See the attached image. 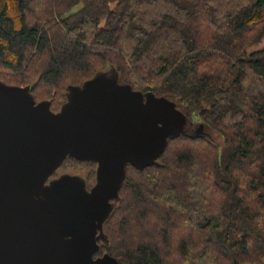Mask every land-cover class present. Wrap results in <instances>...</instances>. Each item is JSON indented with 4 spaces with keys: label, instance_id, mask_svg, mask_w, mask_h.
Here are the masks:
<instances>
[{
    "label": "trees",
    "instance_id": "obj_1",
    "mask_svg": "<svg viewBox=\"0 0 264 264\" xmlns=\"http://www.w3.org/2000/svg\"><path fill=\"white\" fill-rule=\"evenodd\" d=\"M263 40L264 0H0V79L58 110L69 84L115 69L222 136L180 134L157 163H129L95 255L264 264ZM80 164L89 185L95 161L61 166Z\"/></svg>",
    "mask_w": 264,
    "mask_h": 264
},
{
    "label": "water",
    "instance_id": "obj_2",
    "mask_svg": "<svg viewBox=\"0 0 264 264\" xmlns=\"http://www.w3.org/2000/svg\"><path fill=\"white\" fill-rule=\"evenodd\" d=\"M31 89L0 79V264H120L95 253L127 165L157 163L169 138L203 135L189 129L194 116L115 69L69 84L58 110ZM68 156L97 163L92 186L75 173L52 177Z\"/></svg>",
    "mask_w": 264,
    "mask_h": 264
},
{
    "label": "rangeland",
    "instance_id": "obj_3",
    "mask_svg": "<svg viewBox=\"0 0 264 264\" xmlns=\"http://www.w3.org/2000/svg\"><path fill=\"white\" fill-rule=\"evenodd\" d=\"M263 44H264V40L261 43H259L257 46H261ZM255 47H256V44H253L250 47V49H253ZM205 130L207 131V133L204 135L207 136L210 140H212L213 142H215L218 145H221L223 143L222 136L217 130H215V129L207 126V125L205 126ZM96 167H97V165H96ZM63 172H70V173L79 174L86 179L88 177V175L90 174V167L88 165H85V164L84 165L83 164L74 165V166H60L52 177L57 176ZM95 180H96V170H95ZM95 180L91 181L90 184L88 185V187L92 186L94 184Z\"/></svg>",
    "mask_w": 264,
    "mask_h": 264
},
{
    "label": "flooded vegetation",
    "instance_id": "obj_4",
    "mask_svg": "<svg viewBox=\"0 0 264 264\" xmlns=\"http://www.w3.org/2000/svg\"><path fill=\"white\" fill-rule=\"evenodd\" d=\"M189 129L191 132L195 134H205L204 126L201 124L199 120H197L196 117L194 119H191V123L189 125Z\"/></svg>",
    "mask_w": 264,
    "mask_h": 264
}]
</instances>
